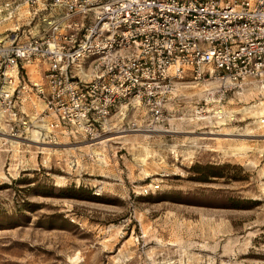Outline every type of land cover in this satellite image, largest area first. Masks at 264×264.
I'll return each mask as SVG.
<instances>
[{"label": "rangeland", "instance_id": "1", "mask_svg": "<svg viewBox=\"0 0 264 264\" xmlns=\"http://www.w3.org/2000/svg\"><path fill=\"white\" fill-rule=\"evenodd\" d=\"M166 85L161 121L120 107L91 146L0 125V264H264V83Z\"/></svg>", "mask_w": 264, "mask_h": 264}, {"label": "built area", "instance_id": "2", "mask_svg": "<svg viewBox=\"0 0 264 264\" xmlns=\"http://www.w3.org/2000/svg\"><path fill=\"white\" fill-rule=\"evenodd\" d=\"M16 7L4 1L2 18ZM47 7L65 18L48 21V34L21 38L16 27L0 39L7 136L91 146L120 107L141 103L161 121V93L172 79L264 83V0H50ZM29 67H41L38 80L28 78Z\"/></svg>", "mask_w": 264, "mask_h": 264}, {"label": "crops", "instance_id": "3", "mask_svg": "<svg viewBox=\"0 0 264 264\" xmlns=\"http://www.w3.org/2000/svg\"><path fill=\"white\" fill-rule=\"evenodd\" d=\"M6 0H0V8L2 3ZM10 1V0H7ZM17 3L15 16L11 19H3L0 12V26L5 25L4 29L0 31V39L13 31L16 27L17 34L21 38L25 36L41 37L50 32V25L48 21H55L61 23L65 18L62 9H47L50 0H11ZM41 67H29L27 69V76L31 80H38ZM246 83H255L245 82Z\"/></svg>", "mask_w": 264, "mask_h": 264}, {"label": "trees", "instance_id": "4", "mask_svg": "<svg viewBox=\"0 0 264 264\" xmlns=\"http://www.w3.org/2000/svg\"><path fill=\"white\" fill-rule=\"evenodd\" d=\"M222 165H214V164H199V163H194L190 168L191 172H193L192 179L194 181H198L201 183L209 182L212 177H223V173L220 171V168ZM64 188L63 190H65ZM81 189L79 188L77 191H80ZM60 196L62 197H73V198H79L76 193H63Z\"/></svg>", "mask_w": 264, "mask_h": 264}, {"label": "bare ground", "instance_id": "5", "mask_svg": "<svg viewBox=\"0 0 264 264\" xmlns=\"http://www.w3.org/2000/svg\"><path fill=\"white\" fill-rule=\"evenodd\" d=\"M11 139L13 140V138H8L7 140H11Z\"/></svg>", "mask_w": 264, "mask_h": 264}]
</instances>
